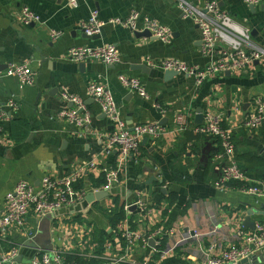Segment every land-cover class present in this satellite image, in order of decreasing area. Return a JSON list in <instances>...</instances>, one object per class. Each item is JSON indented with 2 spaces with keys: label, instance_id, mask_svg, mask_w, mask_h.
Wrapping results in <instances>:
<instances>
[{
  "label": "crops",
  "instance_id": "obj_1",
  "mask_svg": "<svg viewBox=\"0 0 264 264\" xmlns=\"http://www.w3.org/2000/svg\"><path fill=\"white\" fill-rule=\"evenodd\" d=\"M188 1L197 8L217 1L237 23L251 30L255 43L262 42L264 4ZM24 8L37 14L40 22L24 26L20 20ZM93 11L105 22L125 19L137 11L142 16L140 29L143 20L150 18L168 27L173 38L164 44L109 23L103 28L104 36L86 39L82 24ZM52 31L61 32V38L53 40ZM105 45L118 48V65L74 63L66 58L73 48ZM201 47L199 28L182 15L177 0H82L78 8L69 7L66 0H0V69L30 64L36 73L33 86L21 87L16 77L0 79V105L8 115V120L0 123V204L20 181L39 187L48 175L62 178L85 168L75 186L88 192L85 201L48 215L53 243L71 259L108 264L110 258H118L123 259L121 264H142L149 257L158 261L162 252H168L162 264H201L208 256H218L240 243V230L247 233L264 223V197L248 194L240 183L226 192L216 187L223 163L214 157L222 150L218 139L195 132L196 125H201L196 119L200 109L203 122L210 111L220 114L224 126L234 129L239 167L250 178L264 182V126L257 130L242 127L257 103L264 101V64L256 63L242 73L212 76L200 86L186 75L165 78L162 64L166 60L200 68L210 65L213 56H204ZM120 76L140 79L148 97L126 89ZM92 83L112 91L129 129L159 124L166 130L161 139L142 141L139 155H132L126 163L119 187L95 202L90 201L95 198L93 190L103 192L105 185L101 169L116 168L119 152L103 153L106 141L97 134L111 131L113 126L88 96ZM63 93L86 100L96 134H85L60 119V112L71 107L63 101ZM10 102L15 107H10ZM182 113L192 118L185 131L176 123ZM93 162L97 169H88ZM151 177L157 178L152 196L147 185ZM139 193L154 211L145 218L140 210H129L131 229L148 234L161 230L165 238L160 246L135 243L127 251L118 225L114 227L111 219L118 208L133 206ZM43 219L30 215L26 229L38 236ZM4 236L0 234V260L16 247L21 248L24 262L36 251L26 246L30 240L23 230L10 229ZM253 258L264 264V253Z\"/></svg>",
  "mask_w": 264,
  "mask_h": 264
},
{
  "label": "built area",
  "instance_id": "obj_2",
  "mask_svg": "<svg viewBox=\"0 0 264 264\" xmlns=\"http://www.w3.org/2000/svg\"><path fill=\"white\" fill-rule=\"evenodd\" d=\"M178 7L182 15L190 19L201 32V52L204 56H213V61L206 68L198 66H189L175 60H166L162 64L165 71H174L179 75L193 77L197 85H202L207 79L216 75L226 73H242L256 63L264 64V31L262 42L255 43L252 38V32L248 28L235 21L230 13L222 9L217 1L207 3L203 8H197L188 0H177ZM82 0H66L69 7L78 8ZM248 4L253 6L264 4V0H248ZM142 16L139 12L133 11L125 19H113L105 22L98 19L96 11L92 12L88 21L82 24V29L86 35L92 37L101 33L107 24H114L131 30L133 33L148 31L153 38L167 44L173 38V32L158 21L145 18L143 28H139V21ZM21 23L24 26H32L40 22L37 14L29 8H24L20 14ZM62 33L52 31L53 40L60 39ZM74 63H85L88 61H100L106 66H116L121 62V55L115 45H105L96 48L78 47L68 51L67 57ZM0 57V66H1ZM4 77H16L21 87L33 86L36 83V73L30 64H10L6 69H0V79ZM121 84L143 98L148 97L146 86L137 78L120 76ZM88 96L97 103L111 122L113 129L106 133H98V137L103 138L106 143L104 155H110L113 151L119 152V164L114 169L102 168L105 185L103 192L110 194L121 184L125 165L132 155H139L142 141L145 138L161 139L166 135V130L159 124H139L129 129L126 121L123 119L118 105L116 104L112 91L100 83H92L88 87ZM62 99L69 108L63 109L59 117L63 121L76 126L85 134H96L92 130L93 116L86 103V100L68 93L62 94ZM10 107H15L10 102ZM158 109L163 111L159 106ZM8 115L0 105V123L7 121ZM223 117L215 112H208L205 115L204 122L196 125L195 132L218 139L220 151L215 155V159L222 162L221 176L216 182V187L223 192L228 191L233 184H242L243 190L248 194L264 197V182L250 178L244 172L236 161V146L234 143V129L226 127L223 124ZM176 123L180 131H185L192 124V118L188 113L179 114L176 117ZM264 126V101H259L254 110L242 122V127L248 130H257ZM2 129L0 127V133ZM95 162L89 164L88 169H97ZM85 168L67 177H56L48 175L43 178L39 187H35L27 181H20L15 188L9 192L3 203L0 204V234H4L10 229L23 230L30 241H33L37 235L33 231L26 229L27 219L34 214L40 219L52 215L63 209L70 208L82 203L87 198L88 192L78 191L75 186L81 179ZM100 192L98 189L93 193ZM136 207L144 217H148L154 209L144 199L141 193L133 206L122 208L126 213V218L118 224V230L126 243L125 248L131 251L135 243H142L147 246L154 241L155 245L160 246L165 238V232L159 230L153 234L138 232L131 229L127 214L131 208ZM195 235H198L194 232ZM237 239L240 243L232 244L228 249L221 252L218 256H208L201 264H239L244 260L251 259L264 253V223H258L254 230L245 233L244 230L238 232ZM213 246L211 250H214ZM168 252H162L160 260L155 261V257L146 258L142 264H162L165 255ZM21 255V248H13L6 254L0 264H105L92 263L89 261L81 262L80 259L70 258L56 248L53 251L36 250L26 262H16ZM24 260V259H23ZM123 259L110 258L108 264H121Z\"/></svg>",
  "mask_w": 264,
  "mask_h": 264
},
{
  "label": "water",
  "instance_id": "obj_3",
  "mask_svg": "<svg viewBox=\"0 0 264 264\" xmlns=\"http://www.w3.org/2000/svg\"><path fill=\"white\" fill-rule=\"evenodd\" d=\"M251 8L254 9L253 6ZM135 34L138 37L152 38V35L148 31H144L142 33H138L137 32ZM102 36H104V31L103 30L101 31L100 34L92 36V37L86 35L85 32H84V35H83L84 38L91 39V40H97V39L101 38ZM140 68H142V67H140ZM140 68L138 67L137 69H140ZM143 68H145V67H143ZM227 74H230V73H227ZM176 76H179V74L177 72H174V71H166V73H165V78L167 80L171 79V78H174ZM196 120H197V124H202V122H203V113H202L201 109L199 110V115H198ZM154 182H157V178L156 177H151L147 181V185L149 186V191L148 192H149L150 196H152V194H153V183ZM163 193H166V191L163 190ZM94 196H95L94 200L90 199V201H92V202L102 201L105 198H107L109 195L106 192H98V193H95ZM134 210H136V207L131 208V211H134ZM47 217L48 218L45 217V219H43V222L41 223L39 235L33 241H30V243H27L26 244L27 247H31V248H34L36 250L42 249V250H45V251H53L56 248V245L53 243V233L50 232L51 216H47ZM255 226L256 225H254L250 229L254 230ZM151 245H154V241H151ZM258 260L259 259H257V258H251V259L244 260V261H242L239 264H245L247 262L250 263V264H251V262L253 264H260L261 262H260V260L259 261ZM22 261H23L22 257H20V258H18L16 260V262H18V263H21Z\"/></svg>",
  "mask_w": 264,
  "mask_h": 264
},
{
  "label": "trees",
  "instance_id": "obj_4",
  "mask_svg": "<svg viewBox=\"0 0 264 264\" xmlns=\"http://www.w3.org/2000/svg\"><path fill=\"white\" fill-rule=\"evenodd\" d=\"M126 218V213L123 209H120L118 208L114 214H113V217H112V224L113 226H117L122 220H124Z\"/></svg>",
  "mask_w": 264,
  "mask_h": 264
},
{
  "label": "rangeland",
  "instance_id": "obj_5",
  "mask_svg": "<svg viewBox=\"0 0 264 264\" xmlns=\"http://www.w3.org/2000/svg\"><path fill=\"white\" fill-rule=\"evenodd\" d=\"M46 218H48V217H46Z\"/></svg>",
  "mask_w": 264,
  "mask_h": 264
}]
</instances>
